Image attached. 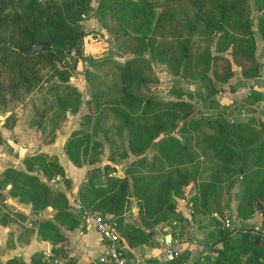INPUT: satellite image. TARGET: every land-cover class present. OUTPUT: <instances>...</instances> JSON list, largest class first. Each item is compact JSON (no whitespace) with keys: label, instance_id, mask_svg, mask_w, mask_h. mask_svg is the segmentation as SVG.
<instances>
[{"label":"trees","instance_id":"trees-1","mask_svg":"<svg viewBox=\"0 0 264 264\" xmlns=\"http://www.w3.org/2000/svg\"><path fill=\"white\" fill-rule=\"evenodd\" d=\"M206 3L214 8L217 20L204 11L203 5ZM160 8L157 19V4L153 0H100L94 9L99 17L104 13L115 17L118 26L132 40L129 52L135 57L124 63H116L115 67L120 73L118 99L127 108L122 114L123 126L129 129L126 151L135 156L142 155L153 138L165 133L161 130L160 121L150 122L148 111L153 100L134 92L137 84L143 80L136 67L138 61L144 60L139 56V49L145 45L155 20L163 22L169 18L176 20L184 17L183 28L188 32H194L199 26L208 31H218L220 38L226 41V47L231 48L232 57L241 66L240 72L244 78L259 76L262 67L256 57V37L248 0H165ZM90 10L91 0H0V111L7 112L2 124L5 129L13 128L17 121L10 109L23 103L37 91L42 82L50 79L67 82L70 79L75 66L61 64L72 50L76 54L80 53L83 38L87 35L85 21L89 18ZM181 36L183 39L172 47V54L178 63L186 71H192L196 66L209 68V62L195 59L189 52V35L181 33ZM41 41H49L50 46L33 53L26 52L32 44ZM215 60L217 64L222 63V72H217V80L227 82L233 75L229 58L219 54ZM190 75L206 78L203 72H192ZM76 91L79 93V90ZM211 91L217 92L214 88ZM248 97L253 103L262 101L264 91L253 89ZM39 108L35 106V109ZM35 114L41 116L40 112ZM41 117L45 119L47 115ZM13 121L14 125L10 124ZM60 123L57 127L61 126ZM28 125L39 129L37 117ZM216 125L220 132H236L242 126L240 122L225 117L218 118ZM81 126L70 133L63 149L74 165H94L100 161L102 142L95 138L94 131L89 134L81 130ZM55 132L44 142L53 141ZM175 137L160 138L156 143L159 153L163 150L168 156L178 155V150L173 153L168 150L172 145L179 144L180 140ZM3 140L0 131V145ZM207 140L219 161V172L226 170L240 154L236 146L222 136H209ZM254 151L258 152L259 165L257 170L251 172V178L241 180V190L233 196L236 199L235 211L237 216L245 218L258 212L264 220V147L247 150ZM22 162L24 169L9 166L0 173V188L8 187L6 194L0 193V199H5L6 195L16 198L21 203L29 204L34 214L51 207L54 211L52 219L34 221L39 236L52 244L53 252L62 251L61 246L56 245L64 243L67 238L60 226L75 229L80 226L82 218L69 202L66 193L53 188L49 182L58 176L68 187L70 180L66 178L64 168L55 155L43 152L26 154ZM113 171L114 166L109 163L87 170L85 181L78 190L81 204L93 213L109 216L117 228L123 227L125 230L120 237L130 247L150 244L153 227L168 220L175 211L172 192L178 190V185L169 180L158 181L159 178L152 171L145 177L136 176L133 169L128 170L123 177L113 175ZM130 194L136 199L139 224L126 222L122 217ZM5 215L0 209L2 225L14 221L11 220L13 218L7 221ZM18 216L22 217L21 214ZM231 233L225 229L218 231L211 246L214 264H264L263 235L248 231L232 238ZM123 250L127 258L134 257L128 254L125 247ZM242 254H245L244 259L241 258ZM185 257L179 254L167 260L168 263L158 264H181ZM5 264L24 263L14 257ZM31 264L50 263L38 253L31 257Z\"/></svg>","mask_w":264,"mask_h":264},{"label":"rangeland","instance_id":"rangeland-1","mask_svg":"<svg viewBox=\"0 0 264 264\" xmlns=\"http://www.w3.org/2000/svg\"><path fill=\"white\" fill-rule=\"evenodd\" d=\"M153 1L157 4V19L162 8L160 6L165 0ZM99 2L100 0H91L89 18L85 21L87 35L83 38L80 53L76 54L75 50H72L61 64L75 66L70 79L67 82H60L58 79L44 81L23 103L12 107L10 110L17 121L10 123H15L11 129L2 126L7 112L0 111V131L4 138V144L2 142L0 146V169L5 165L13 167L12 165L17 163V166H20L19 161L28 154L27 150L32 152L39 139L47 141L49 136L61 127L57 125L63 119L65 120L60 124L64 126L69 116L75 115L79 117L78 128L81 124V130L89 134L94 131L95 138L102 142L100 161L94 165L85 164L88 170L109 163L114 166L112 174L118 177L125 176L130 169H133L136 176L141 177L152 171L159 178L158 181L169 180L170 183L178 185V190L172 192L175 211L168 220L153 227L154 234L158 231L161 235L169 233L171 237L182 236L187 228L191 227L189 215L195 223L201 222L203 219L200 217L206 216L207 221L215 228V240L221 229V218L226 214L233 218L230 203L234 194L241 190V180L251 178V172L257 170L259 165L258 152L247 150L264 147V100L251 102L248 94L253 89H247L242 91L238 101L233 100L228 105L220 102L221 93L224 92L223 86H228L232 92L235 91L232 87L235 85L229 82L237 81V74L242 75L241 66L232 57L231 48L226 47V41L220 38L218 31H208L199 26L194 32H188L183 28L186 20L184 17L176 20L169 18L163 22L155 20L145 45L139 49V56L144 60L138 61L136 67L143 80L137 84L134 92L153 100L148 111L150 122L160 121L161 130L165 133L153 138L151 145L142 155L127 154L129 129L123 126L122 121V114L127 108L118 99L120 73L115 66L116 63H124L135 57V54L129 52L132 40L118 26L116 18L109 13L100 17L95 13L94 9ZM248 3L256 37V57L262 62L264 0H248ZM256 6L261 8L257 10ZM203 8L217 20V14L211 5L206 3ZM181 33L189 35V52L193 58L209 62V68L196 66L192 71H186L184 66L178 63L172 54V47L183 39ZM219 54L229 58L233 71L232 77L224 83L217 80V72H222V63L218 65L215 60V56ZM192 72H203L206 78L189 76ZM256 81L258 83L254 84L257 86H264L260 79ZM236 84L243 86L240 81ZM213 88L217 92H212ZM35 106L40 108L35 109ZM37 112L47 117L43 119L35 114ZM35 117L39 129L28 125ZM223 117L240 122L241 128L236 132H220L216 121ZM12 135L16 136L15 140L19 146L13 145L14 149H9L6 139ZM167 136H176L180 140L179 144H174L168 149L170 153L178 150V155L175 153L173 157L168 156L162 149L159 153L156 143L160 138ZM209 136H222L240 151L223 172L218 170L219 161L210 148L207 140ZM21 142H24V145ZM141 156L143 157L140 158ZM19 157L22 158L19 160ZM7 189L8 187L0 188V193L6 194ZM8 204L6 198L0 199V209L6 214L7 221L13 218L11 220L15 223L19 214L22 215L21 221L27 218L24 212L18 210L14 212L17 214L16 218L12 217L10 212L13 211L9 206L15 207L11 203ZM136 208V199L130 194L122 213L126 222L140 223ZM135 212L137 213L134 214ZM234 223L236 224L235 220ZM117 229L122 236L125 229ZM232 236L235 235L231 233Z\"/></svg>","mask_w":264,"mask_h":264},{"label":"crops","instance_id":"crops-1","mask_svg":"<svg viewBox=\"0 0 264 264\" xmlns=\"http://www.w3.org/2000/svg\"><path fill=\"white\" fill-rule=\"evenodd\" d=\"M259 8L261 7H257V10H259ZM259 62L262 64L261 75L253 78H244L243 76H240V74H237V81L235 80L234 82L231 80L229 82V84L235 85L232 86L235 91L232 92L231 89L229 90L228 86H223L224 92L221 93V103H226V105H228L233 100L238 101L242 96H240L242 91H246L247 89L264 91V86H257L254 84L258 83L256 79H260V82L264 83V61ZM239 81L243 83V86L236 84ZM245 84H247V86H244ZM241 111L243 112L244 109H241ZM78 118L79 117L75 115L69 116V120H66L64 126L61 125V127L56 130L53 141L43 142L39 139L38 144L35 146L36 148H34L32 152L27 150L28 154L43 152L57 156L59 163L64 168L66 178L70 180V185L67 187L60 177H58V179L53 178L49 184L63 190L71 204L73 199L78 198V190L81 184L85 181L86 172L88 170L87 165H74L63 149V145L70 133L78 128ZM29 130L31 129L29 128L28 132H30ZM15 137L16 136L12 135L11 138L6 139L8 143L7 147L9 149H14L13 145L19 146ZM23 143L24 142H21V144ZM22 157H19V160ZM15 160L18 162L16 158ZM19 163L20 166H17L18 163L12 166L24 169L22 161H19ZM9 166L11 165H5L3 169H0V173ZM5 198L9 203L8 205L11 203V205L15 207L12 208L9 206L13 211L10 212L12 217L16 218L14 212L15 210H18L24 212L27 218H25L24 221H21V218H17V221L15 223L12 222V224L9 222L2 225L0 223L1 264H5L8 260L14 257L20 258L24 264H31V257L38 253L42 254L43 258L50 264H54L55 260L59 258L65 260L66 264H105L101 263L98 259L99 254L103 249V242L91 221L85 222L82 220L79 227L71 230L60 226V229L66 236L67 240L64 243L56 245V247L61 246L62 251L53 252L52 244L49 241L41 239L39 236L38 228L34 221L35 219L40 218L52 219L54 213L53 209L48 207L44 211L34 214L31 212L29 204L21 203L16 198H12L8 195H6ZM235 201L236 199L233 197L231 199L230 207L237 226L243 227L248 224L263 221L262 215L258 212H255L250 217L246 218L237 216L235 211ZM136 213L137 212L134 214ZM182 215L186 216V214ZM200 219L203 220L195 223L191 220V216L189 215L188 220L191 227L187 228L182 236L172 237L175 241V246L180 250L179 254L183 257L186 256L181 264H214V253L212 252L211 246L215 237V234L213 233L215 228L213 225H210L206 216L203 218L200 217ZM166 235L170 234L166 233L161 235L160 233L158 234L157 231L150 244H139L135 247H130L124 240L123 246L131 256H143L146 260V264H158L161 262L168 263L167 261L160 260L164 249L163 238ZM232 235H235L232 236V238L240 237L242 232L238 231L232 233ZM241 258L244 259L245 254H242Z\"/></svg>","mask_w":264,"mask_h":264},{"label":"built area","instance_id":"built-area-1","mask_svg":"<svg viewBox=\"0 0 264 264\" xmlns=\"http://www.w3.org/2000/svg\"><path fill=\"white\" fill-rule=\"evenodd\" d=\"M41 1V0H39ZM58 179V176L55 177ZM72 206L80 215L83 221H91L94 225L96 232L101 237L103 242V249L99 254V261L105 264H146V260L143 256H135L127 258L124 254L123 240L121 239L117 225L115 221L110 219L109 216H103L97 213H93L83 207L79 198L73 199ZM221 229L228 230L232 233L248 232L252 231L264 236V220L261 222H255L245 225L243 227L237 226L234 223L233 218L229 215H225L221 218ZM164 249L160 260H171L178 256L180 250L175 246V241L171 235H166L163 238ZM54 264H66L63 259H56Z\"/></svg>","mask_w":264,"mask_h":264},{"label":"water","instance_id":"water-1","mask_svg":"<svg viewBox=\"0 0 264 264\" xmlns=\"http://www.w3.org/2000/svg\"><path fill=\"white\" fill-rule=\"evenodd\" d=\"M50 46V42L49 41H41V42H36L34 44H32V46L28 49H26L27 53H33L36 52L38 50H41L43 48H46Z\"/></svg>","mask_w":264,"mask_h":264}]
</instances>
